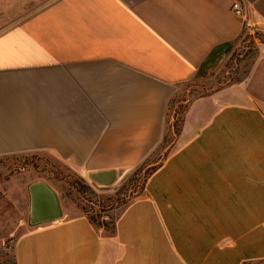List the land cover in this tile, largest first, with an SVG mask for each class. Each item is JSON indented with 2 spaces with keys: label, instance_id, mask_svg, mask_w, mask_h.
Listing matches in <instances>:
<instances>
[{
  "label": "crops",
  "instance_id": "obj_1",
  "mask_svg": "<svg viewBox=\"0 0 264 264\" xmlns=\"http://www.w3.org/2000/svg\"><path fill=\"white\" fill-rule=\"evenodd\" d=\"M242 1L264 29V0ZM8 2L0 156L44 151L83 176L158 157L170 99L243 30L232 0ZM259 68L264 57L241 79L188 101L172 145L118 208L113 231L76 204L61 205L60 217L28 223L15 237L17 264H264ZM36 179L48 182H29Z\"/></svg>",
  "mask_w": 264,
  "mask_h": 264
},
{
  "label": "rangeland",
  "instance_id": "obj_2",
  "mask_svg": "<svg viewBox=\"0 0 264 264\" xmlns=\"http://www.w3.org/2000/svg\"><path fill=\"white\" fill-rule=\"evenodd\" d=\"M8 4H10L8 0H0V18L6 14L5 10ZM262 57H264V29L255 25L244 28L233 43L222 50L221 56L207 74L196 80L183 82L182 90L175 92L169 101L171 119L168 132L173 115L176 112V116L180 118L184 106L190 99L206 93L210 89L241 79L252 70L256 60ZM263 72L259 68L256 70L255 76L261 75ZM258 93L264 96V92ZM158 157L156 155L148 157L147 160L128 169L131 171L124 179L103 185L95 183L84 171H82L85 174L83 176L68 168L48 152H25L0 156V264H14V239L28 224L27 183L30 180L36 177L45 178L56 189L59 196L61 191L65 193V199H61V205L68 206L74 203L80 210L82 206L90 214L96 215L99 220L111 222L114 220L118 208L124 206L134 197L126 198L135 185L139 186L143 169L154 163ZM143 166L144 168L135 175V178L131 176L127 179L136 167ZM125 171L119 172L124 173ZM72 173L80 175L84 180L81 182L85 186L82 195L72 185L70 180ZM78 185L80 184L78 183ZM117 193H119L117 199L119 203L102 209L101 200L113 195L116 197ZM114 197L113 200H115ZM107 203L109 202H104V204Z\"/></svg>",
  "mask_w": 264,
  "mask_h": 264
},
{
  "label": "water",
  "instance_id": "obj_3",
  "mask_svg": "<svg viewBox=\"0 0 264 264\" xmlns=\"http://www.w3.org/2000/svg\"><path fill=\"white\" fill-rule=\"evenodd\" d=\"M233 42H231L232 44ZM131 170L120 173L115 169L94 170L89 172L90 178L97 184H110L124 179ZM118 174H122L117 180ZM29 194L28 223L56 219L61 216V199H65V193L61 195L56 189L43 179H36L27 184Z\"/></svg>",
  "mask_w": 264,
  "mask_h": 264
},
{
  "label": "trees",
  "instance_id": "obj_4",
  "mask_svg": "<svg viewBox=\"0 0 264 264\" xmlns=\"http://www.w3.org/2000/svg\"><path fill=\"white\" fill-rule=\"evenodd\" d=\"M217 88V87H216ZM214 89V88H213ZM212 90V89H210ZM208 92V91H207ZM187 105V104H186ZM186 105L184 106L183 110H182V113H181V116L179 118V116L177 117L176 116V112L175 114L173 115V119H172V122L170 123V127H169V132L168 134L166 135V139L164 141V144H163V149H162V152L159 154V157L156 159V161L152 164H150V166H148L147 168H144L143 167H140V168H135L132 173L130 174V176H128L127 179H129L131 176L133 178H135V175H137L138 172H140L143 168V176H142V180L139 184V186L137 187V185L134 186L133 189H131V193L130 195H128L126 198L130 197V196H135L137 195L144 187V184L148 178V176L152 173V171H154L162 162V159L164 158L165 154L167 153L168 149L170 148V146L172 145L173 143V140L175 139V137L177 136L179 130H180V127H181V123H182V115H183V112L186 108ZM147 160V159H146ZM69 168V167H68ZM72 178V179H71ZM70 180L72 181V185H74L76 187V190L82 195V193L84 192V185L81 184L82 181H84L82 179V177H80V175L76 174V173H72V175H70ZM78 183L80 185H78ZM117 196L114 197L113 196H110L108 197L107 199H103L101 200V204H102V209H107V208H110L112 207L114 204L116 203H119L117 201L118 199V196H119V193L116 194ZM113 197L115 198V200H113ZM125 198V199H126ZM111 201V202H110ZM104 202H109L107 204H104ZM126 202V201H125ZM96 203V202H95ZM100 205V204H99ZM81 211H83L84 213L88 214L89 218L94 222L96 223L97 225H101L103 226L106 230L108 231H113L114 230V226H115V222L114 220L109 222L107 220H99L96 215L94 214H90L88 211H86L85 209H83V207L81 206ZM14 264H17L16 260L14 261Z\"/></svg>",
  "mask_w": 264,
  "mask_h": 264
},
{
  "label": "built area",
  "instance_id": "obj_5",
  "mask_svg": "<svg viewBox=\"0 0 264 264\" xmlns=\"http://www.w3.org/2000/svg\"><path fill=\"white\" fill-rule=\"evenodd\" d=\"M247 3L242 0H232L231 10L234 14L242 18V26L244 28H250L253 24L250 19L247 17Z\"/></svg>",
  "mask_w": 264,
  "mask_h": 264
},
{
  "label": "bare ground",
  "instance_id": "obj_6",
  "mask_svg": "<svg viewBox=\"0 0 264 264\" xmlns=\"http://www.w3.org/2000/svg\"><path fill=\"white\" fill-rule=\"evenodd\" d=\"M122 174H118L117 180L121 178Z\"/></svg>",
  "mask_w": 264,
  "mask_h": 264
}]
</instances>
